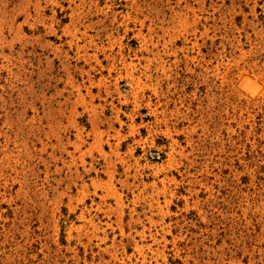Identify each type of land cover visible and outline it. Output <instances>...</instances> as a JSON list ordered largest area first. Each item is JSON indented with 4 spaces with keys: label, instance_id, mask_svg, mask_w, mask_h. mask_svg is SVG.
<instances>
[{
    "label": "rangeland",
    "instance_id": "374dc122",
    "mask_svg": "<svg viewBox=\"0 0 264 264\" xmlns=\"http://www.w3.org/2000/svg\"><path fill=\"white\" fill-rule=\"evenodd\" d=\"M0 264H264V0H0Z\"/></svg>",
    "mask_w": 264,
    "mask_h": 264
}]
</instances>
